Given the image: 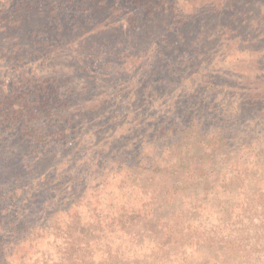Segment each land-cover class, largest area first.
<instances>
[{"label":"rangeland","instance_id":"obj_1","mask_svg":"<svg viewBox=\"0 0 264 264\" xmlns=\"http://www.w3.org/2000/svg\"><path fill=\"white\" fill-rule=\"evenodd\" d=\"M16 2L0 79L75 77L66 148L0 128V264H264V0Z\"/></svg>","mask_w":264,"mask_h":264},{"label":"trees","instance_id":"obj_2","mask_svg":"<svg viewBox=\"0 0 264 264\" xmlns=\"http://www.w3.org/2000/svg\"><path fill=\"white\" fill-rule=\"evenodd\" d=\"M14 1L19 3L22 0ZM4 3L5 0H0V13H12L15 8H7ZM45 62L43 61L38 68L19 67L17 73L12 74L10 83L0 79V128L19 132L24 139L20 142V146H25L31 151H47L53 147L66 148L68 144L69 106H71L72 94L71 87L66 84H69L75 76L67 71L66 76L59 77L51 65L46 66ZM12 67L16 70L18 66ZM57 71L61 72V70ZM61 84L64 92H59ZM76 85L77 82H74L72 88ZM85 85L86 83L81 84L80 90L74 88L73 91L81 93ZM17 126L19 131L16 130ZM18 151L20 153L19 149L14 150L15 153ZM17 196V194L9 196L8 200H12L13 197L16 202ZM74 243L72 241V244ZM4 262L6 264V260ZM16 264L28 263L21 261Z\"/></svg>","mask_w":264,"mask_h":264}]
</instances>
